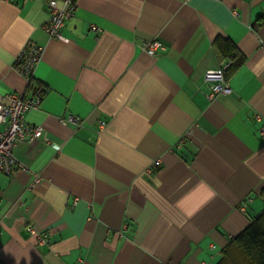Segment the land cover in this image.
<instances>
[{
  "label": "crops",
  "instance_id": "obj_1",
  "mask_svg": "<svg viewBox=\"0 0 264 264\" xmlns=\"http://www.w3.org/2000/svg\"><path fill=\"white\" fill-rule=\"evenodd\" d=\"M262 16L264 0H76L55 39L45 0H0V101L40 90L25 119L43 129L13 147L28 170L0 173V264H217L264 208ZM217 38L241 61L209 99Z\"/></svg>",
  "mask_w": 264,
  "mask_h": 264
},
{
  "label": "built area",
  "instance_id": "obj_2",
  "mask_svg": "<svg viewBox=\"0 0 264 264\" xmlns=\"http://www.w3.org/2000/svg\"><path fill=\"white\" fill-rule=\"evenodd\" d=\"M47 10V19L43 24V29L47 35L55 39H64L61 28L64 21L71 17L76 7V0H45ZM94 29L96 25H92ZM140 49L149 54H154L158 48L163 45L158 40H147L139 43ZM42 53V46L32 41H26L16 56L14 66L16 70L29 82L34 67L38 63ZM229 61L220 63L216 68L207 69L204 72V80L208 83L206 96L211 99L219 93H229L230 87L226 82L224 70ZM41 95L33 93L26 95L24 93H6L4 98L7 102L0 101V123L3 125L0 129V173L10 174L16 167L28 170V167L22 163L13 153V147L16 142L21 140L33 141L42 135L41 125L32 124L25 119V112L36 108L40 102ZM62 123H71L76 127L82 125V118L77 114L66 113L58 117ZM100 124H103L100 121ZM264 131V128H263ZM180 144V143H178ZM159 164V159L154 160ZM30 170V169H29ZM33 173V181L39 180V175ZM247 199H250L248 196ZM27 232L37 235L39 243L49 241V236L43 230H38L34 226L26 225Z\"/></svg>",
  "mask_w": 264,
  "mask_h": 264
},
{
  "label": "trees",
  "instance_id": "obj_3",
  "mask_svg": "<svg viewBox=\"0 0 264 264\" xmlns=\"http://www.w3.org/2000/svg\"><path fill=\"white\" fill-rule=\"evenodd\" d=\"M262 20L264 16L259 23ZM215 45L220 55L230 60L226 68L241 61V59H235L238 51L232 41L217 38ZM40 92V90L35 91L39 94ZM259 194L264 200V185L260 188ZM217 264H264V208L240 233L232 237Z\"/></svg>",
  "mask_w": 264,
  "mask_h": 264
}]
</instances>
